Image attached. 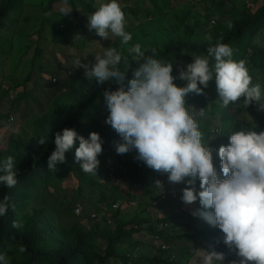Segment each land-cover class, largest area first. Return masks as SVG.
I'll use <instances>...</instances> for the list:
<instances>
[{
  "label": "trees",
  "instance_id": "16d2710c",
  "mask_svg": "<svg viewBox=\"0 0 264 264\" xmlns=\"http://www.w3.org/2000/svg\"><path fill=\"white\" fill-rule=\"evenodd\" d=\"M256 2L257 0H254L253 4ZM93 3L94 0H0V26L8 14L19 17L23 15L25 8H35L36 11L40 9L44 15L42 22L45 23H52L50 19L53 14L65 16L61 11L64 9L69 11L66 15L71 17L72 23L74 22L76 28L80 30L79 16L81 13L84 16L93 13L97 9ZM56 5H59L57 13L54 9ZM121 8L124 13L132 14ZM207 12L206 16L193 19L192 25L186 22L190 17L189 11L175 15L176 21H169V27L175 36L168 40L163 49L151 48L144 50L145 54L152 55V50L155 49L154 58L172 64V61L178 59L181 54L195 56L206 54V48L219 41L233 48L239 47L240 60L245 61L246 67L264 73V46L255 42V39L264 32V2L255 11L249 8L248 3L243 4L238 17L233 19L231 28L210 37L205 42L194 43V39L191 38L195 37L196 31L205 24L208 16L212 15L210 11ZM67 36L68 34L60 26L59 29L55 27L50 30V39L60 45H67ZM128 65L136 66L132 59ZM178 74L172 64L171 75L178 77ZM132 78V73L129 72L125 84ZM117 87L110 81L97 83L93 79L83 82L62 94L60 102L49 108L47 112L34 117L29 136L14 131L6 137L5 148L0 149V160L8 156L14 158L18 169V182L12 188L0 185V198L8 195L11 205L6 215L0 217V254L10 258L14 264H191V260L196 262L194 264H202L204 254L213 251L230 253L223 242L224 234L221 230L209 226L200 218L197 219L198 229L196 226L195 229L191 227L189 230L187 228L181 231L173 228L168 235L171 222L174 224L177 219L179 221L190 218V215L185 214L184 211V213L174 212L159 219L138 215H134L130 220L124 219L122 209L136 205L138 202L136 195L124 197V192L130 193L132 189L152 190L154 195L151 197L154 201L159 198L161 192L154 187L155 183L149 167L129 155L115 152L114 145L122 141L117 133L107 131L105 120L109 113L107 108L102 112L101 107L103 105L106 107L104 90L111 91ZM238 99L237 101L243 104L244 98ZM185 102L186 107H190L195 113V109L201 106L200 95L195 93L186 95ZM233 105L234 102L231 103V106ZM237 107L243 109L241 119H234L230 115L227 117L224 113L221 116V127L211 131L217 143L222 142V145H227L228 135L237 130L264 131V113L259 110L257 102H252L247 107L241 104ZM242 109L236 110L242 112ZM65 128L74 129L84 138H87L89 133L96 132L105 141L106 146H110V151L107 148L105 153L97 157L99 165L95 170L96 175L83 172L75 161L74 152L79 146L78 141H74L73 148L65 153V162L56 165V171L48 170L47 160L55 149L52 141L55 139V134ZM223 129L224 133L221 136ZM207 134L209 136L210 132ZM42 137H47L43 144L39 142ZM213 145L217 147L216 144ZM138 162L142 163V167H138ZM213 164L217 174L220 175V160L214 154ZM156 176L154 179H158ZM68 177H79L89 194L87 209L85 207L84 211L80 210L79 215L73 213L78 221L70 228L58 223L48 213L47 207L37 201L34 202V195L37 198L40 196L37 191L48 193L50 188ZM196 186L199 190V181ZM128 187L132 189L127 190ZM176 187L181 190L182 183H178ZM76 190L77 193H81V187H77ZM148 193L150 196V192ZM168 201L171 199L159 205ZM115 204L118 205L116 209L113 208ZM79 220L90 222L87 230L84 226H79ZM165 224L167 227H158ZM192 232L200 235L196 249L190 247L192 240L194 241L189 235ZM146 233L152 237L153 242L154 236L159 238L154 248L142 241ZM178 239L182 241L179 248L182 256L176 260L168 243L173 244ZM161 244L168 249L161 250ZM21 246L25 248L23 253L19 252ZM16 256H19L20 260H16Z\"/></svg>",
  "mask_w": 264,
  "mask_h": 264
},
{
  "label": "clouds",
  "instance_id": "9594fccd",
  "mask_svg": "<svg viewBox=\"0 0 264 264\" xmlns=\"http://www.w3.org/2000/svg\"><path fill=\"white\" fill-rule=\"evenodd\" d=\"M61 11L64 15L69 12ZM125 25V13L118 0L101 3L87 16L89 31L94 30L101 38H108L111 33L120 38L121 44L132 40ZM228 27H232L231 23ZM128 53L135 67L129 66L127 58L114 47L96 53L92 63L82 64L79 58L73 61L76 68L83 69L85 78L97 83L110 81L118 86L103 92L109 113L105 123L122 141L114 145L115 152L135 151V160L167 173L173 187L185 183L187 186L181 190L182 202L191 205L198 200L200 205L191 215L221 230L224 244L239 258L227 262L224 256L227 254L213 251L204 254L202 264H264V131L241 129L228 135L229 143L217 150L218 175L213 150L203 142L196 119V114L202 116L203 110L194 113L185 102L187 94H203L208 82L214 80L224 107L243 97L245 107L257 102L259 110L264 111V86L253 84L245 61L233 59V48L219 41L209 45L206 54L194 57L192 63L179 71L178 77L171 75V63L154 58L155 49L152 55H146L141 45L135 44ZM129 72L133 78L125 84ZM176 79L186 81V86H176ZM46 139L42 137L39 142L43 144ZM74 141L79 144L74 158L80 169L96 175L103 139L96 132L84 138L70 128L55 134L52 141L55 149L47 160L48 170L54 172L58 163L65 162V153L73 148ZM17 176L12 156L0 160V185L14 187ZM154 187L163 191L160 181ZM175 190L177 193L176 186ZM9 207L10 198L4 195L0 198V217L6 215ZM24 251L21 246L19 252ZM0 264H9L3 254H0Z\"/></svg>",
  "mask_w": 264,
  "mask_h": 264
},
{
  "label": "rangeland",
  "instance_id": "374dc122",
  "mask_svg": "<svg viewBox=\"0 0 264 264\" xmlns=\"http://www.w3.org/2000/svg\"><path fill=\"white\" fill-rule=\"evenodd\" d=\"M253 1L118 0L121 7L132 12V14L125 13V30L132 35V40L128 44H121L120 38L113 36L111 33H109L108 38H101L95 34L94 30V32H90L87 28V15L84 16L82 13L79 16L80 30L76 28L74 22L72 23L71 17L66 14L65 16L53 14L50 19L52 23L42 22L44 15L40 9L38 12L35 8H27L24 14L19 17L8 14L0 26V127H7L11 132L19 130L25 133V136H29V129L34 117L42 115L49 108L59 103L62 94L65 92L83 82L91 81L85 78L82 68L74 66L73 61L77 58L81 59L82 64L92 63L96 53H102L103 49L114 47L121 52L123 57L127 58L129 63L131 57L128 49L135 44L141 45L142 51L151 48L161 50L168 40L175 36V33L169 27V21H176L174 19L175 15L178 16L187 11L190 12V17L186 20L188 25H192L193 19L206 16L207 11L212 13L205 20V24L196 31L195 37L191 38L194 39V43L205 42L210 37L228 30V24L231 23L232 25L233 19L238 17L243 4L248 3L249 8L255 11L264 2V0H257L256 4H253ZM103 2H107V0H94L93 4L98 8ZM54 9L57 13L59 5H56ZM59 26L68 34L66 46L55 43L50 39V30L55 27L59 29ZM180 35L183 36L182 33ZM255 42L264 46V32L255 39ZM240 54L239 47L233 48V59L239 61ZM194 57L196 56L181 54L178 59L172 61V64L179 72L184 69L185 65L192 63ZM248 70L252 77V83H259L264 86V73L251 68H248ZM53 77L57 78V84L55 85L51 83ZM174 77L177 76L174 75ZM175 84L178 87H184L186 81L176 79ZM198 86L200 85L198 84ZM190 94L192 93L187 95ZM200 101L201 106H198L195 111L203 110V115L196 114V119L203 135V142L208 143L216 156L217 148L222 145V142L217 143L218 141L211 131L221 127V116L224 113L227 117L230 115L234 119H241L244 112L241 107L237 106L243 104L236 101L233 106L230 103L228 107H224L219 101L214 80L208 82V87L200 95ZM243 107L245 106L243 105ZM105 109L106 107L103 105L101 111L104 112ZM236 109H242V112ZM105 126L109 133H116L110 125L105 124ZM208 132H210L209 136ZM223 133L224 129L221 131V136H223ZM213 144H216L217 147ZM4 145V136H2L0 146L4 147ZM107 148L110 151V146H106L104 141L101 153H105ZM125 154L134 159L136 153L131 151ZM150 175L153 177L154 183L160 181L164 184L163 191L173 187V183H169L167 179V173L151 169ZM154 176L158 179H154ZM101 177H103V174H101ZM186 186L185 183H182L181 190ZM77 187H81V193H77ZM128 189L132 188L128 187ZM123 190L125 189L123 188ZM181 190H177L175 201H168L157 208H149L151 207L150 203L154 201L151 197L154 195L152 190L138 191L132 189L130 193L122 191L124 197L136 195L138 201H136V205L122 209V213L125 215L124 219L130 220L134 215L159 219L174 212L184 211L185 214L190 215V218L179 221L177 219L174 224L171 222L168 235L171 234L173 228H176L177 231L187 228L189 230L191 227L195 229L199 217L192 216L191 211L200 208L199 201L197 200L191 205H185L181 200ZM137 192H141L140 195ZM148 192H150V196ZM158 192L161 191L158 190ZM37 193L40 196L37 198L34 195V202L37 201V203L47 207L48 213L66 228L77 224L78 219L73 215L76 208L81 211H84L85 207L87 209L89 194L87 187L82 185L79 177H68L55 184L53 188L49 189L48 193L44 191H37ZM78 223L79 226H84L85 230H87L88 224L90 225V222L87 223L86 220H79ZM189 235L191 239H194L190 247L196 249L200 235L195 232ZM100 241L101 239L98 242ZM142 241L147 243L149 247L152 246V248L157 245L147 233L142 237ZM181 244L182 241L179 239L173 244L168 243L176 260L182 256L181 251H179ZM6 258L9 264H14L10 258ZM15 259L20 260V257L16 256ZM190 262L191 264L196 263L194 260Z\"/></svg>",
  "mask_w": 264,
  "mask_h": 264
},
{
  "label": "built area",
  "instance_id": "2783aa9c",
  "mask_svg": "<svg viewBox=\"0 0 264 264\" xmlns=\"http://www.w3.org/2000/svg\"><path fill=\"white\" fill-rule=\"evenodd\" d=\"M70 74V72H69ZM51 82L52 84H56L57 83V78H52L51 79ZM12 119V117H10ZM138 167H142V163L141 162H138ZM177 184H174V187L170 188V189H165L163 192H161L159 194V198L154 201L151 205V207H157L160 203L164 202L165 200L167 199H171V201H174L176 198H177V193H176V190H175V186ZM134 205V204H133ZM117 204H115V206H113L114 209L117 208ZM74 213L76 215H79L80 214V209H75ZM159 228H163V227H167V225H159L158 226ZM154 242L155 243H158L159 242V238L157 236H154ZM160 248L161 250H166L167 249V246L161 244L160 245ZM225 256V261L227 262H230V261H233V260H238L239 258L235 255V253H230V254H227V255H224Z\"/></svg>",
  "mask_w": 264,
  "mask_h": 264
},
{
  "label": "crops",
  "instance_id": "0c3cea01",
  "mask_svg": "<svg viewBox=\"0 0 264 264\" xmlns=\"http://www.w3.org/2000/svg\"><path fill=\"white\" fill-rule=\"evenodd\" d=\"M27 10V8L24 9V12ZM24 14V13H23ZM16 131H19V130H15ZM12 133L11 130H9L7 127H0V138L2 136H4V141H5V145H4V148L6 146V137ZM3 147L0 146V149H2Z\"/></svg>",
  "mask_w": 264,
  "mask_h": 264
}]
</instances>
